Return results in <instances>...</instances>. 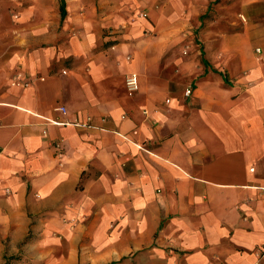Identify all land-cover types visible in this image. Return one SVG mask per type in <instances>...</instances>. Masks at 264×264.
Wrapping results in <instances>:
<instances>
[{
	"label": "crops",
	"instance_id": "obj_1",
	"mask_svg": "<svg viewBox=\"0 0 264 264\" xmlns=\"http://www.w3.org/2000/svg\"><path fill=\"white\" fill-rule=\"evenodd\" d=\"M18 20L0 27V243L264 264V0H36Z\"/></svg>",
	"mask_w": 264,
	"mask_h": 264
},
{
	"label": "rangeland",
	"instance_id": "obj_2",
	"mask_svg": "<svg viewBox=\"0 0 264 264\" xmlns=\"http://www.w3.org/2000/svg\"><path fill=\"white\" fill-rule=\"evenodd\" d=\"M36 0H0V27L4 29H12L14 26L16 27L20 21L18 18L21 16V13L26 11L31 2H35ZM44 5L39 4V7L43 9ZM35 236L34 233H30L25 240L30 239ZM6 240V241H5ZM9 239H1L0 243V264H53L49 260L34 258L27 259V255L25 251L21 248L25 246V242L23 244H17L15 249H11V246L7 242ZM24 258V261L22 259Z\"/></svg>",
	"mask_w": 264,
	"mask_h": 264
},
{
	"label": "built area",
	"instance_id": "obj_3",
	"mask_svg": "<svg viewBox=\"0 0 264 264\" xmlns=\"http://www.w3.org/2000/svg\"><path fill=\"white\" fill-rule=\"evenodd\" d=\"M257 50H258V49H257ZM126 86H127L128 90H130V91L136 89V80H135V78H134L133 75L129 76V77L126 79ZM190 93H191V89H190V88H187V89L185 90V94H186V95H189ZM59 110H60L61 112L65 113V108H64V107H59ZM88 120H89V118H88ZM54 122H56V121H54ZM75 124H76V125H79L80 123L75 122ZM86 124L92 126L89 122H87ZM262 251H264V250H262ZM262 253H264V252H262ZM255 264H258V262H256Z\"/></svg>",
	"mask_w": 264,
	"mask_h": 264
},
{
	"label": "trees",
	"instance_id": "obj_4",
	"mask_svg": "<svg viewBox=\"0 0 264 264\" xmlns=\"http://www.w3.org/2000/svg\"><path fill=\"white\" fill-rule=\"evenodd\" d=\"M64 14H65V10L63 8V9H61V15L64 16Z\"/></svg>",
	"mask_w": 264,
	"mask_h": 264
}]
</instances>
